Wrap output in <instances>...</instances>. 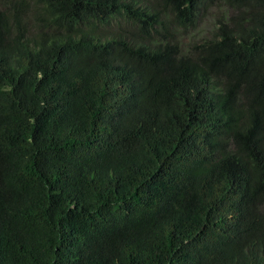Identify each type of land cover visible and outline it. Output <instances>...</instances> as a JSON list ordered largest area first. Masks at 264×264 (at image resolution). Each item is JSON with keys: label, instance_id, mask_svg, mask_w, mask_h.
<instances>
[{"label": "trees", "instance_id": "1", "mask_svg": "<svg viewBox=\"0 0 264 264\" xmlns=\"http://www.w3.org/2000/svg\"><path fill=\"white\" fill-rule=\"evenodd\" d=\"M210 0H0V264H264V0L181 54Z\"/></svg>", "mask_w": 264, "mask_h": 264}, {"label": "rangeland", "instance_id": "2", "mask_svg": "<svg viewBox=\"0 0 264 264\" xmlns=\"http://www.w3.org/2000/svg\"><path fill=\"white\" fill-rule=\"evenodd\" d=\"M236 10L220 0L202 4L192 18L190 27L175 28L174 38L181 54H187L190 46L208 38L219 24H228Z\"/></svg>", "mask_w": 264, "mask_h": 264}]
</instances>
